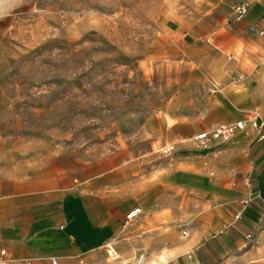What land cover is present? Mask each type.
I'll list each match as a JSON object with an SVG mask.
<instances>
[{
	"label": "rangeland",
	"instance_id": "rangeland-1",
	"mask_svg": "<svg viewBox=\"0 0 264 264\" xmlns=\"http://www.w3.org/2000/svg\"><path fill=\"white\" fill-rule=\"evenodd\" d=\"M202 12L199 0H0L2 264H39L4 235L5 227L17 226L18 238L27 239L34 195L51 199L54 207L62 194L80 193L77 187L84 185L131 204L151 196V206L156 194L144 181L155 174L186 172L200 159H208V174L216 173L207 152L179 145L208 146L195 140L198 131L189 135L183 126L220 91L204 72L200 49L209 43L184 33ZM171 141L174 152L157 151ZM163 197L161 225L145 230L139 218L117 224L96 245L52 248L44 264L51 257L58 264H179L195 258V246L182 248L176 238L188 235L186 217L194 216L186 213L189 206L198 222L211 205L186 190L165 189ZM245 238L216 264H261L264 253L240 256L258 244Z\"/></svg>",
	"mask_w": 264,
	"mask_h": 264
},
{
	"label": "crops",
	"instance_id": "crops-1",
	"mask_svg": "<svg viewBox=\"0 0 264 264\" xmlns=\"http://www.w3.org/2000/svg\"><path fill=\"white\" fill-rule=\"evenodd\" d=\"M199 1L203 12L184 33L209 43L200 49L205 54L204 72L220 85V91L211 94L209 103L183 126L184 132L199 133L210 130L215 124L250 116L264 121V35L258 32L264 26V0ZM240 2L247 3V11L237 17L235 8ZM166 143L175 144L174 152L176 143ZM179 145L191 152H207L216 173L208 174L205 170L206 165L210 167L208 159L203 163L200 159L199 164L195 160L186 172L155 174L150 181H144L156 194V205L151 206V196L140 197V204H131L128 199H119L102 190L95 195L84 185L81 189L77 187L82 190L80 193L62 194L54 207L51 199L38 200L34 195L33 221L28 227L27 239L18 238L17 226H8L4 228L8 244L15 250L19 246V254L33 256L37 263L44 264L43 255L54 247L74 244L85 248L98 244L113 233L117 224L122 227L127 224L125 213L133 206L141 207V212L133 219L139 218L140 226L150 230L164 222L165 207L158 202L163 201L165 189H172L186 190L211 205L198 222L195 209L189 206L185 211L194 216L186 217L188 235L177 237L176 244L182 248L195 246V258H186L179 264L219 263L245 244L247 232L254 235L258 244L244 250L240 256L263 254L264 137L258 138L257 131L249 128L237 130L228 142L212 140L206 147L185 142ZM237 171L239 175L235 174ZM140 187L146 189V186ZM143 206L147 211L142 214ZM174 209L182 213L178 212L181 207ZM263 262L264 257L261 264Z\"/></svg>",
	"mask_w": 264,
	"mask_h": 264
},
{
	"label": "built area",
	"instance_id": "built-area-1",
	"mask_svg": "<svg viewBox=\"0 0 264 264\" xmlns=\"http://www.w3.org/2000/svg\"><path fill=\"white\" fill-rule=\"evenodd\" d=\"M247 11V3L240 2L236 5L235 13L237 17L243 16ZM258 32L261 35H264V26L260 27ZM249 128H253L257 131L258 138L264 137V121L261 119H257L255 116H250L246 119H237L235 121L223 122L215 125L210 130L201 131L195 134L194 138L201 144H207L212 140H221L225 141L229 139L237 130L246 131ZM175 148L174 143H164L159 145L157 151L162 154H169ZM248 199H244L247 201ZM141 212L140 206H133L125 213V221L131 220L135 218ZM247 238H253L254 235L251 232L246 233ZM109 247L111 243L107 244ZM112 247V246H111ZM115 252L114 248L111 250ZM5 252V248L0 249V264L4 262L3 253ZM24 264H33L31 261L27 260ZM51 264H58V261L55 257H51ZM264 264V262H263Z\"/></svg>",
	"mask_w": 264,
	"mask_h": 264
}]
</instances>
